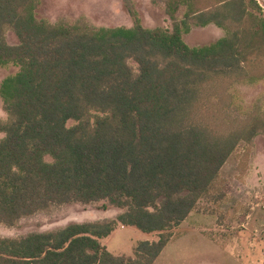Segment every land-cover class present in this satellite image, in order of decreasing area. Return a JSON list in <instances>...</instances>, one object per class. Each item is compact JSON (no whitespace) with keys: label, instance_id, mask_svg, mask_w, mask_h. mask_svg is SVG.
Listing matches in <instances>:
<instances>
[{"label":"trees","instance_id":"1","mask_svg":"<svg viewBox=\"0 0 264 264\" xmlns=\"http://www.w3.org/2000/svg\"><path fill=\"white\" fill-rule=\"evenodd\" d=\"M160 1L171 29L145 27L132 0L122 3L133 25L111 28L51 23L39 0H0V67H16L0 82V224L72 203L121 210L0 236V264H153L201 200L226 197L222 166L264 134V104L239 98L264 83V19L255 0ZM209 24L224 35L185 42ZM117 225L157 239L113 255L100 240Z\"/></svg>","mask_w":264,"mask_h":264},{"label":"rangeland","instance_id":"2","mask_svg":"<svg viewBox=\"0 0 264 264\" xmlns=\"http://www.w3.org/2000/svg\"><path fill=\"white\" fill-rule=\"evenodd\" d=\"M132 1L145 27L172 28L160 0ZM37 14L51 23L84 20L95 28L133 25L122 0H39ZM223 35L222 29L209 24L191 27L184 39L189 46L200 47ZM7 41L10 44L18 43L12 32L7 33ZM128 63L134 71L138 70L134 61L129 60ZM15 71L13 65L0 67V82ZM239 90L244 108H250L255 102L264 104V83L239 87ZM0 119H6L1 100ZM74 123L69 120L67 126L71 127ZM1 137L3 134H0ZM243 150L244 143L240 142L220 170L226 180V197L219 202L201 200L198 207L172 230V238L154 264H264V134L254 138L246 160H240ZM104 204L56 206L47 212L21 219L15 227L0 224V236L19 237L32 231L56 229L72 221L113 219L121 212L114 207L103 210L101 207ZM156 239V233L146 234L135 227L117 225L100 242L113 255L132 256L139 241Z\"/></svg>","mask_w":264,"mask_h":264},{"label":"built area","instance_id":"3","mask_svg":"<svg viewBox=\"0 0 264 264\" xmlns=\"http://www.w3.org/2000/svg\"><path fill=\"white\" fill-rule=\"evenodd\" d=\"M257 5L259 6V13L258 15L264 19V0H255Z\"/></svg>","mask_w":264,"mask_h":264},{"label":"crops","instance_id":"4","mask_svg":"<svg viewBox=\"0 0 264 264\" xmlns=\"http://www.w3.org/2000/svg\"><path fill=\"white\" fill-rule=\"evenodd\" d=\"M73 222V221H72ZM75 222H78V221H75ZM179 226V225H178ZM155 262V261H154ZM154 264V263H153Z\"/></svg>","mask_w":264,"mask_h":264}]
</instances>
